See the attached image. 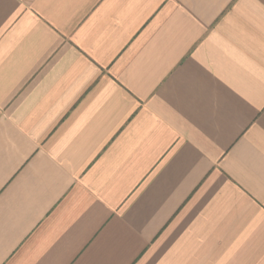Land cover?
Wrapping results in <instances>:
<instances>
[{
  "label": "crops",
  "instance_id": "1",
  "mask_svg": "<svg viewBox=\"0 0 264 264\" xmlns=\"http://www.w3.org/2000/svg\"><path fill=\"white\" fill-rule=\"evenodd\" d=\"M0 264H264V0H0Z\"/></svg>",
  "mask_w": 264,
  "mask_h": 264
}]
</instances>
